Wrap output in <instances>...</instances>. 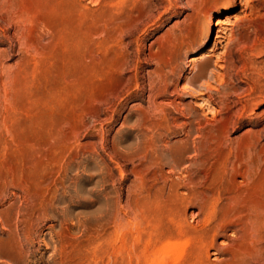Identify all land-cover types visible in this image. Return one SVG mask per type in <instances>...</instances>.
I'll return each mask as SVG.
<instances>
[{
  "label": "rangeland",
  "instance_id": "1",
  "mask_svg": "<svg viewBox=\"0 0 264 264\" xmlns=\"http://www.w3.org/2000/svg\"><path fill=\"white\" fill-rule=\"evenodd\" d=\"M0 264H264V0H0Z\"/></svg>",
  "mask_w": 264,
  "mask_h": 264
},
{
  "label": "bare ground",
  "instance_id": "2",
  "mask_svg": "<svg viewBox=\"0 0 264 264\" xmlns=\"http://www.w3.org/2000/svg\"><path fill=\"white\" fill-rule=\"evenodd\" d=\"M62 1H63V0H62ZM69 1H70V0H69ZM61 5H62V7L64 8V3H61ZM50 8H51V6H50ZM63 8H62V9H63ZM66 8H67V6H66ZM68 8H69V7H68ZM52 10H53V9H52ZM63 10H64V9H63ZM65 10H66V9H65ZM67 10H68V9H67ZM48 11H50V13H51V10H48ZM56 12H58V11H56ZM53 13L55 14L54 11H53ZM58 13H59V12H58ZM58 13H57V14H58ZM61 14H62V13H61ZM61 14H60V15H61ZM50 15H51V14H50ZM48 17H49V16H48ZM51 17H52V15H51ZM62 17H63V15H62ZM64 17H65V16H64ZM48 22H50V21H48ZM64 26H65V25H64ZM51 27H52V26H51ZM51 30H52V28H51ZM54 32H55V31H54ZM58 32H60V31L58 30ZM218 33H220V32H218ZM221 33H222V31H221ZM54 36H55V35H54ZM55 37H56V36H55ZM223 38H225V37H223L222 35H218V36H217V39H220V40H221V39H223ZM260 92H261V91H260Z\"/></svg>",
  "mask_w": 264,
  "mask_h": 264
}]
</instances>
